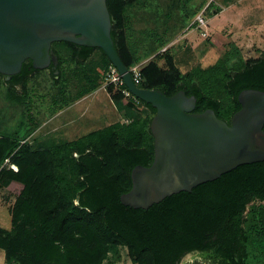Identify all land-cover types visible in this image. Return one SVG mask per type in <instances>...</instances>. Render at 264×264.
I'll use <instances>...</instances> for the list:
<instances>
[{
  "label": "trees",
  "instance_id": "trees-1",
  "mask_svg": "<svg viewBox=\"0 0 264 264\" xmlns=\"http://www.w3.org/2000/svg\"><path fill=\"white\" fill-rule=\"evenodd\" d=\"M132 1L107 0L112 37L128 68L142 60L130 48L125 33V11ZM59 43L72 47L73 61L80 66L86 65L84 61L96 49L101 51L105 70L111 64L101 48L55 42L52 48L59 56L58 73L54 69L51 73L57 86L64 74L62 54L55 48ZM157 57L142 64L140 87L160 89L166 95L183 89L197 97L196 111L212 108L228 123L241 108L238 96L242 90H264V57L224 72L230 95L226 104L205 91V78H200L203 71L183 74L172 62L169 68H161ZM86 69L83 79L89 84L81 82L83 88L76 98L99 86L98 76L91 72L95 70ZM39 71L27 59L11 80L0 74L11 91L10 98L23 100L29 79ZM18 85L24 93L18 92ZM108 90L126 113L131 115V109L144 106L152 116L111 124L55 149L35 147L23 141L18 131L0 133V187L15 195L11 229L0 227V248L5 250L6 262L104 264L110 251L117 253L123 245L135 264H180L194 251H215L225 264H264V160L239 165L149 208L125 205L121 196L132 187V170L153 162L150 124L157 109L144 101L136 105L131 99L123 105L122 93L113 85Z\"/></svg>",
  "mask_w": 264,
  "mask_h": 264
},
{
  "label": "rangeland",
  "instance_id": "rangeland-1",
  "mask_svg": "<svg viewBox=\"0 0 264 264\" xmlns=\"http://www.w3.org/2000/svg\"><path fill=\"white\" fill-rule=\"evenodd\" d=\"M199 14L206 20L204 27L197 22ZM125 16V33L130 48L142 59L139 63L157 55L155 60L161 68H169L172 62L183 74L203 71L200 78H205V91L219 97L223 104L230 97L224 72L264 57V0H135L128 5ZM202 31L208 35L203 36ZM55 48L63 57L61 85H56L51 69H43L29 79L27 96L16 102L9 96L8 84L0 77V133L18 131L23 141L35 147L55 149L65 141L76 140L111 124H129L133 119L152 116L144 106L131 109V115L125 107H120L104 84L105 68L100 50L96 49L84 61L86 65L80 66L73 61L72 47L59 43ZM88 67L95 70L91 72L98 76L101 90L67 108L83 88L81 82L89 84L83 79ZM217 71L221 75L218 73L216 78ZM17 90L24 93L22 86L18 85ZM125 102L123 98V105ZM14 200L13 193L0 187V227L11 229L10 210ZM4 263L5 250L0 248V264ZM104 264L135 263L128 248L122 245L117 253L110 251ZM180 264L225 263L215 251H194L186 254Z\"/></svg>",
  "mask_w": 264,
  "mask_h": 264
},
{
  "label": "water",
  "instance_id": "water-1",
  "mask_svg": "<svg viewBox=\"0 0 264 264\" xmlns=\"http://www.w3.org/2000/svg\"><path fill=\"white\" fill-rule=\"evenodd\" d=\"M60 41L101 48L129 89L157 109L150 124L154 159L132 170V187L121 196L125 205L149 208L239 165L264 160V90H242L241 108L228 123L212 108L196 111L197 97L183 89L166 95L136 85L112 37L107 0H0V74L7 80L27 59L35 69L52 66L58 73L52 45Z\"/></svg>",
  "mask_w": 264,
  "mask_h": 264
},
{
  "label": "built area",
  "instance_id": "built-area-1",
  "mask_svg": "<svg viewBox=\"0 0 264 264\" xmlns=\"http://www.w3.org/2000/svg\"><path fill=\"white\" fill-rule=\"evenodd\" d=\"M197 22H199L200 26H202V27L206 26V20L202 14H199L197 16ZM202 35L207 36L208 34L206 31H202ZM142 64L143 63H137V64L133 65L132 67L128 68L130 73L132 74L134 82L138 86H139V83H141V81H142V71H141ZM103 79H104L105 86L113 85L116 90H118L122 93V95L126 101L131 99V100H133V102L136 105H141L143 100L140 99L139 97H137L129 89V87L126 85V82H125V79H124L122 73L119 71V69L113 63H111L107 67V69L105 70ZM4 264H20V263H16V262L7 263L6 262Z\"/></svg>",
  "mask_w": 264,
  "mask_h": 264
},
{
  "label": "crops",
  "instance_id": "crops-1",
  "mask_svg": "<svg viewBox=\"0 0 264 264\" xmlns=\"http://www.w3.org/2000/svg\"><path fill=\"white\" fill-rule=\"evenodd\" d=\"M100 90H101V88L98 87L94 91H90L89 93L84 94L82 97H79L78 99H76L74 103L72 102L70 105H68L67 108L74 107L75 105L85 101V99H88V98L94 96V93L95 94L99 93ZM9 165H10L11 168H13L15 170L18 169V167L15 164H9Z\"/></svg>",
  "mask_w": 264,
  "mask_h": 264
},
{
  "label": "flooded vegetation",
  "instance_id": "flooded-vegetation-1",
  "mask_svg": "<svg viewBox=\"0 0 264 264\" xmlns=\"http://www.w3.org/2000/svg\"><path fill=\"white\" fill-rule=\"evenodd\" d=\"M50 69H54L52 66L50 67ZM55 70V69H54ZM12 79V78H11ZM11 79H9V80H11Z\"/></svg>",
  "mask_w": 264,
  "mask_h": 264
}]
</instances>
